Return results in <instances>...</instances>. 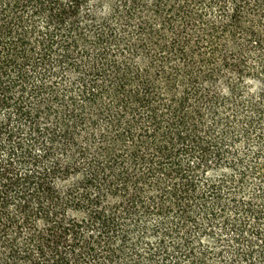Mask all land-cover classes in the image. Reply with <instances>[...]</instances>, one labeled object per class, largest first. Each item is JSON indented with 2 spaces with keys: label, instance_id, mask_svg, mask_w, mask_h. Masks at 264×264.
<instances>
[{
  "label": "trees",
  "instance_id": "obj_1",
  "mask_svg": "<svg viewBox=\"0 0 264 264\" xmlns=\"http://www.w3.org/2000/svg\"><path fill=\"white\" fill-rule=\"evenodd\" d=\"M0 264H264V0H0Z\"/></svg>",
  "mask_w": 264,
  "mask_h": 264
}]
</instances>
